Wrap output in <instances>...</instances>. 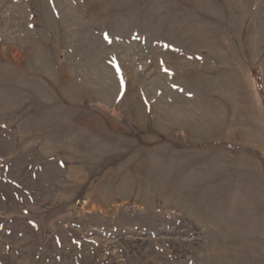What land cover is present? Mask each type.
I'll list each match as a JSON object with an SVG mask.
<instances>
[{
	"label": "rangeland",
	"instance_id": "obj_1",
	"mask_svg": "<svg viewBox=\"0 0 264 264\" xmlns=\"http://www.w3.org/2000/svg\"><path fill=\"white\" fill-rule=\"evenodd\" d=\"M0 264H264V0H0Z\"/></svg>",
	"mask_w": 264,
	"mask_h": 264
}]
</instances>
